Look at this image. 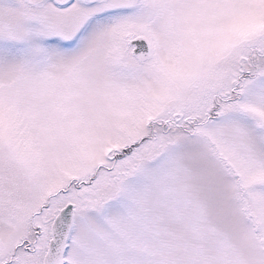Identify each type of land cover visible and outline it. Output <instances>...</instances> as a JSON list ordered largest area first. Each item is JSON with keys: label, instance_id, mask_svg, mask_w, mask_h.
I'll return each instance as SVG.
<instances>
[{"label": "snow or ice", "instance_id": "6c2138e0", "mask_svg": "<svg viewBox=\"0 0 264 264\" xmlns=\"http://www.w3.org/2000/svg\"><path fill=\"white\" fill-rule=\"evenodd\" d=\"M0 264H264V0H0Z\"/></svg>", "mask_w": 264, "mask_h": 264}]
</instances>
